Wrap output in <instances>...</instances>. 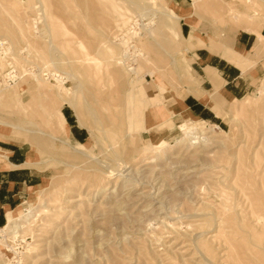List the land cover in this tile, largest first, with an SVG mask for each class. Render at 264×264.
<instances>
[{
    "label": "rangeland",
    "instance_id": "rangeland-1",
    "mask_svg": "<svg viewBox=\"0 0 264 264\" xmlns=\"http://www.w3.org/2000/svg\"><path fill=\"white\" fill-rule=\"evenodd\" d=\"M50 1H57L56 5ZM50 1L0 0V89L18 86L21 98L29 100L38 92L35 75H42L51 88L64 89L61 95L74 97L87 117H99L95 128L98 139L92 149L85 148L89 131L80 126L73 107L65 105L62 112L69 126L81 128L84 133L80 141L69 134L73 148L62 147L51 136L53 131L44 113L55 108L53 99L39 97L31 104L24 103L23 109L11 95L0 97V120L24 125L34 115L31 121L35 123L28 127L30 133L0 124V136L25 143L29 151L36 139L38 148L32 162H41L40 166L48 170V180L21 206L29 208L34 202L31 219L22 223L16 238L8 230L0 232V264H200L201 254H194L191 245L194 237L201 232L209 238L219 229L223 239L232 236L236 246L232 252H228V246L220 247L207 256V261L233 264L239 255L245 264H264V57L249 64L254 79L251 90L236 99L223 97L217 111L209 103L218 118H191L183 111V98L188 86L196 81L201 85L193 56L199 47L193 48L190 43L185 49L178 34L179 27L184 36L194 33L196 45L205 43L209 45L205 48L216 53H222L220 48L230 39L233 49L247 55L235 48L237 29L245 21L264 23L263 0H139L144 9L138 10L131 0H67L68 5L63 0ZM196 1L202 6L195 8ZM211 1L216 5H210ZM97 3H101L99 8ZM43 5L49 6L47 13L54 16V30L46 26L47 16H41ZM111 5L119 11L124 9L118 14L126 21ZM18 6L29 12L25 37L8 33L14 32L10 23L15 24L12 13L18 14ZM164 12L173 16L169 22ZM129 25L136 26L138 34L133 35V48L124 45V49L134 53L135 46L136 54L142 50L144 58L131 57L139 75L123 74L118 78L120 86V81L109 73L115 59L108 54L107 45L113 36L118 39L126 35L128 40L132 36L127 30ZM46 31L55 33L51 39L57 49L51 54L65 59L62 62L74 63L83 75L72 74L67 68L57 69L51 63L49 43L45 41L44 45L43 39V33L48 35ZM28 40H34L35 49H29ZM45 50L47 54L43 55ZM10 63L15 66L16 79L3 84L1 78ZM84 65L90 70H83ZM55 71L65 77L64 87L55 79ZM77 75L83 83H90L92 90L86 83L79 91ZM88 89L96 96L88 97ZM130 90L134 92L132 114L127 103ZM153 107L159 113L156 119L161 120L151 128L145 127V114ZM108 116L116 120L113 125L108 124ZM193 128L210 132L204 135L206 139L191 144L187 132ZM55 135L64 137L63 132ZM161 143L166 144L164 150L157 148ZM1 242H6L10 250L1 249Z\"/></svg>",
    "mask_w": 264,
    "mask_h": 264
},
{
    "label": "bare ground",
    "instance_id": "bare-ground-1",
    "mask_svg": "<svg viewBox=\"0 0 264 264\" xmlns=\"http://www.w3.org/2000/svg\"><path fill=\"white\" fill-rule=\"evenodd\" d=\"M1 1H3V0H1ZM6 1V0H5ZM50 1V0H49ZM54 1V0H53ZM63 1H66V4L68 5V1L67 0H63ZM73 1V0H72ZM71 1V2H72ZM75 1V0H74ZM83 2H86V1H84V0H82ZM109 1L110 0H108L107 2L109 3ZM145 1V0H144ZM204 1V0H203ZM46 2V1H45ZM56 2L57 1H54V3L53 4H55L56 5ZM82 2V3H83ZM89 2V1H88ZM98 2V1H97ZM106 2V1H105ZM106 2V3H107ZM111 2V1H110ZM134 6V8L136 9V10H138V9H140V7L142 8V9H144V7H142V3H143V1L141 0V2L139 1V0H131L130 1ZM263 2H264V0H263ZM42 4H43V2H41ZM50 3H51V1H50ZM59 3V2H58ZM61 3V2H60ZM75 3V5L74 4H72V5H74V7L76 6V2H74ZM87 3V2H86ZM205 3V2H204ZM214 3V6L216 5L215 4V2L213 1H211L210 2V5H212ZM24 4V3H23ZM27 4V3H26ZM25 4V5H26ZM41 4V5H42ZM52 3H51V5H53ZM66 4H64V6L66 5ZM71 4V3H70ZM84 4V3H83ZM98 4H101V3H97V7L99 8V6H98ZM132 4H131V6L130 7H132ZM66 5V6H67ZM71 5V6H72ZM79 5H82V4H79ZM86 5V4H85ZM88 5V4H87ZM195 8L196 7H201L202 6V4H201V2H199V1H196L195 2ZM207 5H209V4H207ZM91 6V5H90ZM93 6H95V4L93 5ZM112 6V5H111ZM52 7V6H51ZM61 7V6H60ZM70 7V6H69ZM78 7V6H77ZM86 7V6H85ZM84 7V8H85ZM115 8V6H112V8ZM122 7V6H121ZM40 8V7H39ZM39 8H38V10H39ZM42 8V7H41ZM68 7H65V9H67ZM81 8H83V7H81ZM114 8H113V10H114ZM118 8V7H117ZM117 8H115V11H116V9ZM120 8V7H119ZM127 8V7H126ZM13 9V8H12ZM44 9V10H43ZM43 9L41 10L42 11V14H41V16L42 15H44L43 16V18L45 17L46 18V16H47V18L45 19V23H46V26H49L48 28L49 29H53L54 30V27H55V22H54V16L51 14V13H47V11L49 10V6H47V5H43ZM46 9H48V10H46ZM62 9H64V8H62ZM69 9V8H68ZM101 9V8H100ZM135 9H134V11L133 12H135ZM27 10V9H26ZM26 10H24V9H21L19 6H18V9H17V12L16 13H18V14H16V15H14V10L12 11L13 13V16H16V18H15V24L13 23V26H12V22L10 23L11 24V27H15L14 28V32L12 33V32H8L11 36L13 35L14 37L16 36V35H22L23 37H25L26 35H25V32L27 31V28L29 29V26H30V21H29V12H27ZM33 10H35V9H33ZM73 10H74V8H73ZM81 10V9H80ZM92 10V9H91ZM110 10L112 11V9H111V7H110ZM120 10L121 11H123L121 8H120ZM1 11V10H0ZM11 11V10H10ZM36 11V10H35ZM118 9H117V16L119 17V18H122V17H120L119 16V14H118ZM121 11H119V12H121ZM129 11V10H128ZM54 12V11H53ZM87 12H89V11H87ZM140 12H142L141 10H140ZM41 13V12H40ZM122 13V12H121ZM120 13V14H121ZM123 13H124V11H123ZM143 13V12H142ZM163 13V12H162ZM165 14H166V17L168 18V22H169V20H171L172 18L171 17H173L169 12H164ZM31 14V13H30ZM56 15H57V13H55ZM86 14V13H85ZM89 14V13H88ZM88 14H86L85 16H88ZM1 15V14H0ZM89 16H90V14H89ZM123 16V15H122ZM1 17H3V16H1ZM64 17V16H63ZM82 17H84L83 15H82ZM91 17V16H90ZM92 17H93V15H92ZM4 18V17H3ZM8 18V17H7ZM7 18H4V20L5 19H7ZM39 18V17H38ZM85 18V17H84ZM9 20L8 21H11V19L10 18H8ZM44 19H43V21H44ZM56 19V18H55ZM87 19H88V17H87ZM85 20V24L88 26V24H87V22L89 21V20ZM91 19V18H90ZM124 21H126V17H123L122 18ZM3 20V22H5ZM65 20V19H64ZM63 20V21H64ZM84 20V19H83ZM91 20H93V19H91ZM0 21H2V20H0ZM87 21V22H86ZM36 23V22H35ZM2 24V23H1ZM4 24V23H3ZM6 24V23H5ZM89 24H90V22H89ZM61 25V24H60ZM90 25H92V24H90ZM8 27H9V25H7ZM35 26V25H34ZM54 26V27H53ZM4 27H5V25H4ZM4 27H3V30H4ZM90 27V26H89ZM89 27H87V28H89ZM129 28L127 29L128 30V32L130 33V34H132V36H129L128 37V40L127 39H125L124 38V36H126V35H121L120 36V38H118V39H116L114 36H113V40H111L110 41V43H109V45H107V48L109 49V52H108V54H110L111 53V56H112V58H114L115 60L112 62V65H113V63H115L113 66H110L111 67V72L109 71V73H111V76H113V77H115V79H118V78H123L124 76H125V74L128 72V74L131 72V73H134V74H138V72L137 71H139V70H136V68H135V66H133L132 65V63L130 62L131 60V57L133 56V57H137V59L138 58H144V55H143V52H142V50H140V52L139 51H137V52H139L138 54H136V52H135V50H137V47H135L134 46V53H130V48L129 49H127V50H129V51H126L125 49H124V45L125 46H130V47H132L133 48V44H132V41H133V35H135V36H137V34H138V32H136V29H135V27L136 26H133V25H129L128 26ZM2 28V27H1ZM87 28H86V30H87ZM6 29V28H5ZM90 29H92V27L91 28H89V30ZM239 29V30H238ZM238 29H237V32L238 33H240L241 31H243V30H245V29H252V30H254V31H257V32H259L260 31V29H261V25H258L257 23H249L248 21H245V25H243V24H240V26L238 27ZM3 30H2V32H3ZM48 30V29H47ZM55 30H56V28H55ZM63 30V29H62ZM88 30V31H89ZM170 30V29H169ZM1 31V30H0ZM5 31V30H4ZM9 31V30H8ZM38 32L40 31V30H37ZM47 32V36H46V34H44L43 33V39H44V45H46L47 43H49L48 45H49V48H48V54L51 56V59H50V61H51V63L57 68V69H69V70H71V73L73 74L74 72H76V73H74V74H77V72H79V70L78 71H76V67L73 65V64H69L68 62L67 63H65V62H62V61H65V59H60L59 57H55L54 55H53V53L51 54V51L53 50H56L57 49V45H55L53 42H52V36L54 35L55 36V33L54 34H52L53 33V31H52V36H51V34L48 32V31H46ZM56 32V31H55ZM149 32V31H148ZM5 33V32H4ZM56 33H61V31L60 32H58V30H57V32ZM111 33V32H110ZM238 33L236 34V36H238ZM39 34V33H38ZM178 34H179V36L181 37V39L185 42V44H184V46H185V49H189L190 47H189V44H190V41H188L184 36H183V34L181 33V29H180V27L178 28ZM40 36V34L38 35V37ZM109 36V35H108ZM35 37V36H34ZM33 39H35V38H33ZM41 39V38H40ZM27 40V39H26ZM110 40V39H109ZM120 40V41H119ZM47 43H46V42ZM231 40H229V42H230ZM42 42H43V40H42ZM46 43V44H45ZM128 43V44H127ZM229 44V43H228ZM2 45V44H1ZM28 45H29V49L31 48V49H35V43H34V40H28ZM43 45V44H42ZM226 45H227V43H226ZM47 47V46H46ZM106 47V46H105ZM227 47H228V45H227ZM226 47V48H227ZM44 48V47H43ZM117 48H118V51H116L117 50ZM126 48H128V47H126ZM229 48V47H228ZM47 49V48H46ZM105 49V48H104ZM108 49H106L107 51H108ZM40 50H41V48H40ZM132 50V49H131ZM227 50V49H226ZM46 51V50H45ZM47 51H46V53H43V55L44 54H47ZM122 51V52H121ZM1 52V51H0ZM5 52V51H4ZM44 52V51H43ZM59 52V51H58ZM72 52H73V50H72ZM215 52V51H214ZM234 52V51H233ZM7 54H8V52H6ZM6 53H4V54H6ZM41 53H42V51H41ZM55 53V52H54ZM60 53V52H59ZM7 54H6V56H7ZM65 54V53H64ZM233 54V53H232ZM48 55V56H49ZM52 55L54 56L53 58H52ZM1 56V55H0ZM47 56V55H46ZM61 56H63V54L61 53ZM110 56V55H109ZM110 56V57H111ZM67 58H68V56H67ZM4 59V58H3ZM82 59V58H81ZM81 59H79V60H77V62H79ZM1 61V60H0ZM8 61V60H7ZM83 61H84V59H83ZM116 61V62H115ZM133 61H134V58H133ZM6 62V61H5ZM81 62L82 61H80V64H81ZM127 62H128V64H127ZM16 63V62H15ZM110 64V63H109ZM109 64H107V65H109ZM1 65V64H0ZM9 65V64H8ZM111 65V64H110ZM182 65V64H181ZM186 65V64H185ZM2 66V65H1ZM17 66V65H16ZM106 66V65H105ZM104 66V67H105ZM177 66V65H176ZM182 66H184V63H183V65ZM187 66V65H186ZM3 67V66H2ZM86 65H84V68L85 69H83V70H87L88 71V69H86ZM107 67V66H106ZM105 67V68H106ZM9 68V67H8ZM7 68V69H8ZM81 68V67H80ZM187 68V67H186ZM93 69H94V67H93ZM181 69H182V67H181ZM47 70V69H46ZM90 70V69H89ZM178 70V69H177ZM49 71V70H48ZM183 71V70H182ZM185 71L187 72V69H185ZM25 72V71H24ZM69 72V71H68ZM91 72H93V71H91ZM125 72V73H124ZM2 73H4V72H2ZM79 73H81V72H79ZM82 73H83V71H82ZM81 73V74H82ZM89 73V72H88ZM108 73V74H109ZM1 74V73H0ZM6 74V73H5ZM4 74V79H5V77H6V75ZM23 74V73H22ZM32 74V73H31ZM34 74V73H33ZM84 74H87V72L85 71L84 72ZM123 74H124V76H123ZM184 74H186L185 72H184ZM3 75V74H2ZM38 75V74H37ZM53 75L56 77L55 79L59 82L58 84L60 85V86H62V87H64V83H65V77L64 76H62L60 73H58V71L56 72H54L53 73ZM83 75V74H82ZM89 75V74H88ZM93 75V74H92ZM104 75H106V72H104ZM139 75V74H138ZM138 75H137V77H138ZM78 76V78H79V85H78V89H79V91H80V88L82 89L83 88V86H84V84H86L87 83V81H86V83H83L84 81H82V79H81V77H79V75H77ZM111 76L109 77V78H111ZM119 76V77H118ZM33 77H34V75H33ZM84 77L85 78H88V80H89V77L87 76H85L84 75ZM126 77V76H125ZM35 78H36V80H37V82H38V92H37V94H35L36 96H32V97H30L29 98V100H23L22 98H21V96H20V94H19V90H18V86L17 87H10V86H6V88L5 89H0V97H2L3 95H6V94H8L9 96L11 95L12 97H13V99H15V104L16 105H19V106H21L22 108H23V104L24 103H27V104H31L32 103V101H35L37 98H39V97H42V98H45V100H47V99H53L54 101H55V103H56V106H55V108H51V109H49L48 111H46V112H44L45 113V115L47 116V125L48 126H50V128L52 129V134H51V136L54 138V139H56L57 141H59L62 145V147H72L73 148V146H72V144L70 143V140H69V124H68V122L66 121V119H65V116H64V114H63V112H62V108L65 106V105H68V106H72L73 107V109L75 110V112H76V114H77V117H78V123L80 124V126L81 127H84L86 130H88L89 131V134H90V136H89V138H88V140L86 141V142H84V146H85V148L86 149H92L93 147H94V142L98 139V132H96V130H95V128H96V122L98 121H100L99 120V117L97 116V115H93V116H91V115H89L90 117H87L86 116V114L84 113V112H82L81 110H80V108H79V105H78V103L74 100L75 98L74 97H72V98H66V97H64L63 95H61L62 93H61V90H64L63 88H59L58 89V87L56 88V90H55V88L53 87V88H51L50 86H48L47 84H48V81H47V79L46 78H44L42 75H38V76H36L35 75ZM104 78H107L108 79V77L106 76V77H104ZM154 78H156V77H154ZM106 79V80H107ZM133 79V78H132ZM84 80V79H83ZM109 80H112V79H109ZM123 80V79H122ZM135 80V79H134ZM141 80V79H140ZM156 80V79H155ZM108 81V80H107ZM118 81H120V83H121V80H119L118 79ZM219 80H217V82H218ZM2 82V81H1ZM123 82V81H122ZM142 82V81H141ZM3 83V82H2ZM6 82H4L3 84H5ZM119 83V84H120ZM124 83V82H123ZM90 83H87V85H89ZM103 84H104V82H103ZM108 84V83H107ZM119 84H118V86H119ZM127 84V83H126ZM132 84H134V83H132ZM10 85V84H9ZM18 85V84H17ZM86 85V86H87ZM136 85V84H135ZM3 86V85H2ZM16 86V85H15ZM53 86V85H52ZM86 86H85V88H86ZM109 85H107V87H108ZM120 86H122V83L120 84ZM89 88H91V90H92V87L89 85L88 86ZM124 87V86H123ZM125 87H126V85H125ZM221 87V86H220ZM85 88H84V91H85ZM122 88V87H121ZM120 88V89H121ZM54 89V90H53ZM113 89V88H112ZM126 89V88H125ZM129 89V88H128ZM144 89V88H143ZM218 89V88H217ZM220 89V88H219ZM91 90H87V94H88V97H90V96H93L94 97V95H95V92H93V91H91ZM100 90V89H99ZM108 90H109V87H108ZM56 91V92H55ZM83 91V92H84ZM112 91H114V89L112 90ZM145 91V90H144ZM219 91V90H218ZM216 92L215 94H212V95H209V96H203L202 94H198V97L201 99V100H203V101H206V102H209V103H211L212 105H213V107H216L217 106V104H219L221 101H222V99H223V95L220 93V92ZM107 92H109V91H107ZM122 92V91H121ZM55 93H58L57 95L58 96H55L54 94ZM61 93V94H60ZM133 90H130L129 91V95H128V105H129V109H128V111H129V113L130 114H132V103L134 102L133 101ZM103 94V93H102ZM121 94V93H120ZM146 94V93H145ZM96 96V95H95ZM197 96V95H196ZM56 97H59L60 99L58 100ZM85 97V96H84ZM87 97V98H88ZM101 97V96H100ZM119 97H121V96H119ZM8 98V97H7ZM34 98V99H33ZM55 98L57 99V101L55 100ZM105 98V97H104ZM85 99V98H84ZM97 98H95V100H96ZM120 99V98H119ZM91 100L93 101V99H92V97H91ZM91 100H89V102L91 101ZM91 101V102H92ZM98 102H99V100H97ZM88 102V103H89ZM119 102V101H118ZM84 103H86V102H84ZM109 103V102H108ZM110 103H112V102H110ZM109 103V104H110ZM106 104H107V102H106ZM109 104H108V106H109ZM113 104V103H112ZM112 104H111V106H112ZM124 104V103H123ZM101 105V104H100ZM114 106V105H113ZM43 107V106H42ZM24 109V108H23ZM86 109V108H85ZM89 109V108H88ZM101 109H103V108H101ZM107 109H109V108H107ZM111 109L113 110V111H115L114 110V108H112L111 107ZM87 110V109H86ZM112 110H109V112L110 111H112ZM89 111V110H88ZM103 111H106V110H103ZM30 113V112H29ZM31 113H33L32 111H31ZM30 113V114H31ZM87 113H89V112H87ZM104 113V112H103ZM115 113V112H114ZM35 114V113H34ZM110 114H112V112H110ZM26 115H27V113H26ZM41 115V114H40ZM105 115V114H104ZM29 116V115H28ZM34 116V115H33ZM32 116V118H31V115H30V121H28L27 123H25L24 125H21V124H16V123H10V122H7V121H3V120H0V124H2V125H4V126H7V127H9L11 130L12 129H14V130H20L21 132H24V133H30L32 130H30L28 127L30 126V125H32L33 123H34V121L32 122L31 120L34 118ZM106 116V115H105ZM103 117V116H102ZM102 117H101V120H102ZM107 117V116H106ZM108 117H111V116H108ZM113 118H115L116 119V117H115V115L113 116ZM109 119V118H108ZM115 119H113L112 120V117H111V120H107V122H108V124L110 125V124H112L113 123V121L115 120ZM116 121V120H115ZM100 123V122H99ZM35 124V123H34ZM103 124V123H102ZM115 124V123H114ZM104 125V124H103ZM113 125V124H112ZM116 125V124H115ZM102 126V125H101ZM98 127H100V126H98ZM107 127H108V125H107ZM106 127V128H107ZM101 128V127H100ZM102 129H104L105 130V128H104V126H103V128ZM117 129H118V126H117ZM40 131L42 132V130L40 129ZM108 131V130H107ZM109 131H110V129H109ZM60 132H63L64 133V137L62 138V137H59V136H57V135H55V134H59ZM210 131H205L203 128H193L191 131H188L187 132V142H190L191 144H193V143H196V142H198V140H203V139H206V137L204 136L205 134H208ZM53 133H55V134H53ZM105 134V133H104ZM127 134V133H126ZM129 135V134H128ZM127 135V136H128ZM20 139H23V138H20ZM27 139V138H26ZM197 139V140H196ZM37 140L36 139H34L33 140V144H32V147H31V150L29 151V153H28V162L29 163H31V164H34V162H32V159H33V156L35 155V151H36V149L38 148V142H36ZM99 141V140H98ZM98 143V142H97ZM164 146H166V144L165 143H161L160 144V146L159 147H157L158 149L159 148H165ZM67 149V148H66ZM75 150H78V149H76V148H74ZM74 150V151H75ZM164 150V149H163ZM73 151V152H74ZM158 151V150H157ZM157 151H156V153H157ZM69 152V151H68ZM159 152V151H158ZM155 153V154H156ZM161 153H163V152H161ZM88 154V153H87ZM86 154V156L88 157V155ZM158 155V154H157ZM160 155V154H159ZM161 156V155H160ZM74 157V156H73ZM76 157V156H75ZM158 157H156V159H157ZM129 159V158H128ZM155 159V158H154ZM96 160V159H95ZM126 160V159H125ZM96 162V161H95ZM104 166V165H103ZM105 167V166H104ZM103 169V168H102ZM114 169V168H113ZM100 171H101V169H100ZM111 173V172H110ZM111 175V174H110ZM94 179H95V177H94ZM104 178H101V180H103ZM98 180V179H97ZM96 181V180H95ZM98 182V181H97ZM41 191H39V193H40ZM233 201V200H232ZM235 203H236V201H234ZM34 202H31V204H30V207L29 208H25V209H23L21 206L20 207H18L17 209H14V210H12L10 213H9V215H8V222L6 223V225L4 226V227H2V228H0V232H5L6 230H8L10 233H11V235H12V238H16L17 237V234H19V231L22 229V223L23 222H26V221H29L30 219H31V217H32V215H33V211H34ZM236 209V208H235ZM247 210V209H246ZM258 210V209H257ZM246 212H248V210L246 211ZM248 216V215H247ZM258 218V217H257ZM210 218H208V220H209ZM244 218L242 217L241 219H240V223L242 224L241 226L243 227V221H245V220H243ZM259 220V219H258ZM219 222V221H218ZM250 222V221H249ZM219 223H217L216 224V227L215 228H217V225H218ZM221 226V225H220ZM223 227V226H222ZM222 227H220V228H222ZM208 229V228H207ZM216 230V229H215ZM225 230V229H224ZM206 231V230H205ZM193 232V231H192ZM191 232V233H192ZM9 233V234H10ZM198 234H197V236H195L194 237V241L191 243V245L193 244L194 245V247H193V249L195 248V251H194V254H201V260L199 259V261H202L203 263H206V264H214V263H212L211 261H207V256H210V255H214V252L217 250V249H219L220 247H222V246H228V249L230 248V251H228V252H232V247L233 246H236V242L231 238L232 236H230V238L229 237H227L226 236V238H224L223 239V236L221 235V229H219L218 231H216V234H214V235H212L211 237H213V238H211V237H206V236H203V233H199V232H197ZM208 233V232H207ZM226 233V232H225ZM3 235V234H2ZM196 235V234H195ZM193 236H194V234H193ZM225 236V235H224ZM1 237V236H0ZM193 238V237H192ZM234 239H236V238H234ZM239 240V239H238ZM2 241V240H1ZM4 241H5V239H4ZM241 247V246H240ZM3 248H8L7 250H10L9 249V245L7 244L6 245V242H1V249H3ZM236 248V247H235ZM11 249H13V248H11ZM241 249H243V248H241ZM242 251V250H241ZM245 251V250H244ZM243 252V251H242ZM230 255L231 256H233V254L232 253H230ZM235 255V254H234ZM195 256V255H194ZM235 257V256H234ZM199 258V257H198ZM233 258V257H232ZM234 260V263L233 264H245V262L243 261V258L241 257V256H239V255H237L236 257H235V259H233ZM202 262L200 263V264H202ZM210 262V263H209Z\"/></svg>",
    "mask_w": 264,
    "mask_h": 264
},
{
    "label": "crops",
    "instance_id": "crops-1",
    "mask_svg": "<svg viewBox=\"0 0 264 264\" xmlns=\"http://www.w3.org/2000/svg\"><path fill=\"white\" fill-rule=\"evenodd\" d=\"M254 22L261 25L260 31L245 29L238 34L235 43V48L242 53L248 52L247 55H242L233 49L230 39L226 41L229 48L225 45L220 48L222 53H216L217 51L205 48L209 46L205 43L196 45L197 36L194 33L189 36L183 35L193 48L199 47L193 56L194 69L201 84L200 87L196 81L195 84L187 87L188 93L183 98L185 115L213 121L218 118L216 112L209 102L201 100L198 94L209 96L219 90L218 92L225 99H236L252 89L254 79L249 64H254L264 57V23ZM218 108L219 105L215 110L217 111ZM153 109L154 107L149 108L145 114V127L151 128L161 120L156 119L159 113L158 110ZM63 114L68 122V117L64 112ZM175 114L177 113H174V116ZM83 133L81 128L69 126V134L76 140L80 141ZM28 151L25 143L6 140L0 136V228L8 222V215L12 209L27 202L30 195L39 190L44 180H48L45 179L48 170L40 166L41 162L34 164L28 162Z\"/></svg>",
    "mask_w": 264,
    "mask_h": 264
},
{
    "label": "built area",
    "instance_id": "built-area-1",
    "mask_svg": "<svg viewBox=\"0 0 264 264\" xmlns=\"http://www.w3.org/2000/svg\"><path fill=\"white\" fill-rule=\"evenodd\" d=\"M5 75H6L5 79L1 78L3 83L4 82L10 83V82L14 81V79H16V69H15V66L12 65V63L9 64V68H8Z\"/></svg>",
    "mask_w": 264,
    "mask_h": 264
}]
</instances>
